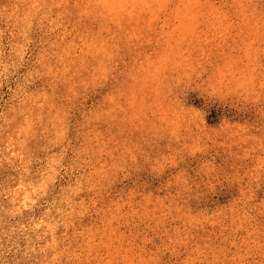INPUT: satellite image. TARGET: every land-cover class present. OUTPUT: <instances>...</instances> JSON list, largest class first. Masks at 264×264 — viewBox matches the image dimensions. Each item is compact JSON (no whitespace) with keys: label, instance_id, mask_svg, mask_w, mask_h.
<instances>
[{"label":"clouds","instance_id":"1","mask_svg":"<svg viewBox=\"0 0 264 264\" xmlns=\"http://www.w3.org/2000/svg\"><path fill=\"white\" fill-rule=\"evenodd\" d=\"M0 264H264V0H0Z\"/></svg>","mask_w":264,"mask_h":264}]
</instances>
